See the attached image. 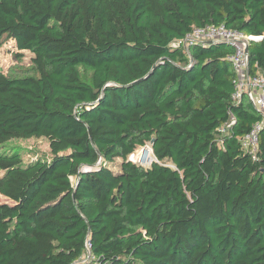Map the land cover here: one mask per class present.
<instances>
[{
  "label": "trees",
  "instance_id": "obj_1",
  "mask_svg": "<svg viewBox=\"0 0 264 264\" xmlns=\"http://www.w3.org/2000/svg\"><path fill=\"white\" fill-rule=\"evenodd\" d=\"M208 24L264 35V0H0V48L36 69L0 67V264H72L88 243V264H264V114L233 98L231 45L176 44ZM31 137L50 156L4 146ZM147 143L150 165L129 158Z\"/></svg>",
  "mask_w": 264,
  "mask_h": 264
},
{
  "label": "built area",
  "instance_id": "obj_2",
  "mask_svg": "<svg viewBox=\"0 0 264 264\" xmlns=\"http://www.w3.org/2000/svg\"><path fill=\"white\" fill-rule=\"evenodd\" d=\"M263 34L246 33L242 30L231 28L225 24H208L205 26L194 27L185 37L178 39L176 44L184 46L186 50L196 42L210 43L222 41L233 47V53L230 55L233 68L237 73L235 80V91L233 98L235 102H239L244 94H247L250 100L264 114V72H259L256 75L249 74V51L247 48L253 41H258L263 38ZM234 122V117L226 127H229ZM263 122H257L253 128L245 134L241 140L243 146L250 151L254 157L259 147V131L262 128ZM90 246L88 243L87 247ZM86 254V253H85ZM85 254L80 259L72 264H88L91 260V251L88 253V258Z\"/></svg>",
  "mask_w": 264,
  "mask_h": 264
},
{
  "label": "rangeland",
  "instance_id": "obj_3",
  "mask_svg": "<svg viewBox=\"0 0 264 264\" xmlns=\"http://www.w3.org/2000/svg\"><path fill=\"white\" fill-rule=\"evenodd\" d=\"M31 57L32 53L29 50H19L15 41L9 39L6 44L0 48V67L11 76L35 74L36 69L32 63ZM85 77L88 78L89 76ZM4 146H6V148L12 146L21 148L25 160L32 156H50L49 141L45 137L13 139ZM129 158L144 166L150 165L152 161L155 160L150 143H147V145L144 146H139ZM3 202L11 203V200L0 194V203ZM89 251H91L90 246L87 247L85 254L86 258H88L87 255Z\"/></svg>",
  "mask_w": 264,
  "mask_h": 264
},
{
  "label": "water",
  "instance_id": "obj_4",
  "mask_svg": "<svg viewBox=\"0 0 264 264\" xmlns=\"http://www.w3.org/2000/svg\"><path fill=\"white\" fill-rule=\"evenodd\" d=\"M247 51H249V47L247 48ZM154 141V139L152 140V142Z\"/></svg>",
  "mask_w": 264,
  "mask_h": 264
}]
</instances>
